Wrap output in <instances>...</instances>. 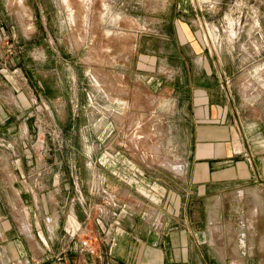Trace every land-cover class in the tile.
<instances>
[{"label": "rangeland", "instance_id": "obj_1", "mask_svg": "<svg viewBox=\"0 0 264 264\" xmlns=\"http://www.w3.org/2000/svg\"><path fill=\"white\" fill-rule=\"evenodd\" d=\"M206 91L264 127V0H0V215L23 230L32 206L65 247L185 216L214 238L247 222L264 236V182L242 198L188 188Z\"/></svg>", "mask_w": 264, "mask_h": 264}, {"label": "crops", "instance_id": "obj_2", "mask_svg": "<svg viewBox=\"0 0 264 264\" xmlns=\"http://www.w3.org/2000/svg\"><path fill=\"white\" fill-rule=\"evenodd\" d=\"M205 95V101L194 99L192 111L200 117L196 120L199 124L195 125L190 164L200 174L196 177L194 171L195 175H189L188 188L195 189L200 198L212 193L226 196L231 190L241 198L254 194L252 185L264 182V127L251 128L254 136L249 139L250 130L231 119L229 102L218 96L213 100V93L207 91ZM34 213L32 206L24 208L20 223L23 230L9 212L10 216L0 215V264H264V236L255 237V223H236L228 239L223 238L219 226L215 227L214 238L209 228L197 226L191 216H185L182 227L160 233L150 225L139 232L132 224L114 229L101 225L94 234L99 237L95 253L89 254L79 239H70L72 244L65 247L71 241L61 236L62 222L50 223L43 214H35L34 220ZM110 230H116L113 238Z\"/></svg>", "mask_w": 264, "mask_h": 264}, {"label": "built area", "instance_id": "obj_3", "mask_svg": "<svg viewBox=\"0 0 264 264\" xmlns=\"http://www.w3.org/2000/svg\"><path fill=\"white\" fill-rule=\"evenodd\" d=\"M70 229H67V232L70 233L71 236L75 235V233L77 231H79V227L77 228H73L72 226L69 227ZM83 239H81L80 241V245L81 247L89 254H94L95 253V248L92 246L90 240L92 239V233L91 231L88 232H84L83 233Z\"/></svg>", "mask_w": 264, "mask_h": 264}]
</instances>
